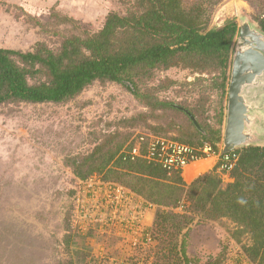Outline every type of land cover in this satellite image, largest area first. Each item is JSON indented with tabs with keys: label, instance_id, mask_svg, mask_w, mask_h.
<instances>
[{
	"label": "trees",
	"instance_id": "1",
	"mask_svg": "<svg viewBox=\"0 0 264 264\" xmlns=\"http://www.w3.org/2000/svg\"><path fill=\"white\" fill-rule=\"evenodd\" d=\"M221 1L132 0L125 13L110 10L98 31L82 28L64 35L58 50L45 41H37L27 51L0 47V106L68 102L95 82H117L146 107L122 121L125 130L144 125L145 132L191 145L205 140L221 141L223 106L216 111V126H212L200 121L199 109L162 99L158 95L160 90L143 89L158 70L180 66L198 73L216 69L219 77H214V82L221 88V96L228 93L240 27L236 17H231L222 26L208 29L210 10ZM247 1L256 11L254 19L264 30V0ZM17 9L19 17L46 33L63 35L61 27L78 28L77 20L56 6L51 8L48 23L21 6ZM163 87L169 85L160 84L158 89ZM168 110L182 113L187 123L181 126L179 121L166 119L164 111ZM186 110L197 118L203 130ZM125 130L105 135L90 152L71 156L66 162L80 179L100 177L121 183L158 206L148 227L157 241L150 252L152 264H229L224 251L213 258L209 256L204 263L188 254L192 230L201 223L221 220L234 225L229 229L230 241L241 244L242 256L264 264V146L236 149L239 159L230 170L232 181L225 182L216 166L188 184L181 172L168 174L145 158H125L121 152L135 132ZM60 179L57 189L73 195L70 186L62 185L64 175ZM183 200L186 204L179 211ZM76 235L81 236L69 235L68 246ZM115 241L113 238L112 242ZM73 251L68 264H87L99 257L79 247Z\"/></svg>",
	"mask_w": 264,
	"mask_h": 264
},
{
	"label": "rangeland",
	"instance_id": "2",
	"mask_svg": "<svg viewBox=\"0 0 264 264\" xmlns=\"http://www.w3.org/2000/svg\"><path fill=\"white\" fill-rule=\"evenodd\" d=\"M36 1L40 7L44 0ZM132 3V0H47L35 13L40 21L48 23L55 6L77 20V29L61 27V35L35 27L18 16V5L1 0L0 47L27 51L37 41H45L58 50L64 35L80 32L82 28L98 31L110 10L125 13ZM255 12L247 0H222L210 10L207 27L222 26L231 17H236L239 23L241 15L257 23ZM214 77H219L216 69L198 73L175 66L158 70L143 89L160 90L158 95L162 99L199 109L200 121L216 126V111L221 106L225 118L228 93L221 96ZM160 84L169 87L158 89ZM145 110L135 95L117 82H95L68 102L0 106V264H68L75 247L99 256L87 264H152L150 252L155 245L130 248L124 232L101 231L96 227L90 231L92 236L87 231L78 233L77 201L67 190L57 189L62 175L64 188L77 184L66 162L69 157L90 152L105 135L125 130L122 125L125 118ZM164 112L168 120L179 121L181 126L187 123L182 113ZM221 127L223 131L224 122ZM143 128L147 127L126 128L125 132L135 131L131 140L135 134L145 132ZM233 227L228 220L201 223L189 238V256L204 263L209 256L213 258L224 251L229 264H244L241 244L230 241L229 229ZM72 233L86 239L76 235L68 246L67 239Z\"/></svg>",
	"mask_w": 264,
	"mask_h": 264
},
{
	"label": "built area",
	"instance_id": "3",
	"mask_svg": "<svg viewBox=\"0 0 264 264\" xmlns=\"http://www.w3.org/2000/svg\"><path fill=\"white\" fill-rule=\"evenodd\" d=\"M132 147L130 143L133 142ZM223 131L221 141L205 140L202 144L191 145L171 137L154 133L142 132L126 144L121 154L125 158H145L147 161L160 165L168 174L183 173L186 167L194 161L207 158H217L218 172L224 181L229 182L232 177L230 170L239 159V153L232 150L223 153ZM77 184H71L74 190V200L77 201L76 221L78 233H89L92 230H109V232L123 233L128 237V246L155 245L150 222L147 215L156 211L157 205L147 201L134 191L115 181H105L100 177L80 179L75 177ZM186 200L178 207L183 211ZM98 227V228H96ZM98 231V230H97ZM244 264H256L245 259Z\"/></svg>",
	"mask_w": 264,
	"mask_h": 264
},
{
	"label": "water",
	"instance_id": "4",
	"mask_svg": "<svg viewBox=\"0 0 264 264\" xmlns=\"http://www.w3.org/2000/svg\"><path fill=\"white\" fill-rule=\"evenodd\" d=\"M239 27L228 87L223 153L264 146V30L244 15L239 18ZM190 116L203 130L197 118Z\"/></svg>",
	"mask_w": 264,
	"mask_h": 264
},
{
	"label": "crops",
	"instance_id": "5",
	"mask_svg": "<svg viewBox=\"0 0 264 264\" xmlns=\"http://www.w3.org/2000/svg\"><path fill=\"white\" fill-rule=\"evenodd\" d=\"M3 1H6L7 4H10V5L21 6L32 15H35V13H37L38 10H41L42 6L46 5V3H47V0H44L42 3H40V5H42V6L39 7L36 4V2H37L36 0H3ZM217 163H218L217 158H207V159H203V160L194 161L186 167V169L182 173V176H183L185 182H187L189 184L198 176L202 175L205 172H208V171L214 169L217 166ZM232 180L233 179H230L229 181H232ZM154 216H155L154 211L148 212L147 218H148V221L150 222V224L153 223Z\"/></svg>",
	"mask_w": 264,
	"mask_h": 264
}]
</instances>
